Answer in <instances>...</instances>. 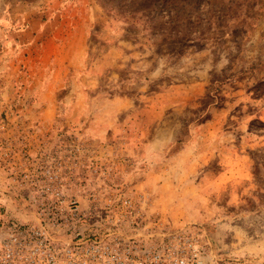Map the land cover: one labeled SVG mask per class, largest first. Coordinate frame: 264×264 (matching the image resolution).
<instances>
[{
    "label": "rangeland",
    "instance_id": "1",
    "mask_svg": "<svg viewBox=\"0 0 264 264\" xmlns=\"http://www.w3.org/2000/svg\"><path fill=\"white\" fill-rule=\"evenodd\" d=\"M48 3L0 0V76L13 68L24 11ZM81 3L85 62L104 68L84 81L80 125L35 130L51 136L44 148L77 137L85 153L125 154L116 182L149 194L172 227L205 235L207 264H264V0Z\"/></svg>",
    "mask_w": 264,
    "mask_h": 264
},
{
    "label": "built area",
    "instance_id": "2",
    "mask_svg": "<svg viewBox=\"0 0 264 264\" xmlns=\"http://www.w3.org/2000/svg\"><path fill=\"white\" fill-rule=\"evenodd\" d=\"M13 122L0 119V169L17 208L0 222V264H207L205 235L172 227L149 194L116 182L125 154L93 159L77 137L47 151L50 136L34 151Z\"/></svg>",
    "mask_w": 264,
    "mask_h": 264
},
{
    "label": "crops",
    "instance_id": "3",
    "mask_svg": "<svg viewBox=\"0 0 264 264\" xmlns=\"http://www.w3.org/2000/svg\"><path fill=\"white\" fill-rule=\"evenodd\" d=\"M47 1L46 7L24 11L27 28L17 32L16 40L10 43L17 52L9 61L13 68L0 76V111L9 107L19 113L12 119L17 123L13 122L11 131L31 134L33 139L29 144L33 150L49 139L45 131H35L38 127L50 129L56 123L68 126L70 122L80 125L84 81L92 83L97 71L104 68L85 62L89 50L90 9L81 0L64 6L63 0ZM127 101L122 103L123 107H130ZM69 111L74 112V119L68 118ZM94 156L102 154L90 153V157ZM5 177L0 169V222L5 211L17 210L5 194Z\"/></svg>",
    "mask_w": 264,
    "mask_h": 264
},
{
    "label": "flooded vegetation",
    "instance_id": "4",
    "mask_svg": "<svg viewBox=\"0 0 264 264\" xmlns=\"http://www.w3.org/2000/svg\"><path fill=\"white\" fill-rule=\"evenodd\" d=\"M93 159H97V156H96V157H94Z\"/></svg>",
    "mask_w": 264,
    "mask_h": 264
}]
</instances>
